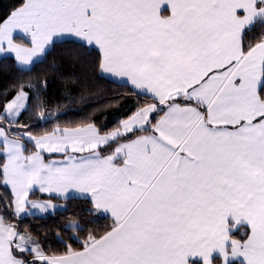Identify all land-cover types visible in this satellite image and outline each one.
<instances>
[{"label":"snow or ice","instance_id":"1","mask_svg":"<svg viewBox=\"0 0 264 264\" xmlns=\"http://www.w3.org/2000/svg\"><path fill=\"white\" fill-rule=\"evenodd\" d=\"M0 264H264V0L0 14Z\"/></svg>","mask_w":264,"mask_h":264},{"label":"trees","instance_id":"2","mask_svg":"<svg viewBox=\"0 0 264 264\" xmlns=\"http://www.w3.org/2000/svg\"><path fill=\"white\" fill-rule=\"evenodd\" d=\"M14 2L15 0H0V14L7 11L8 7Z\"/></svg>","mask_w":264,"mask_h":264}]
</instances>
